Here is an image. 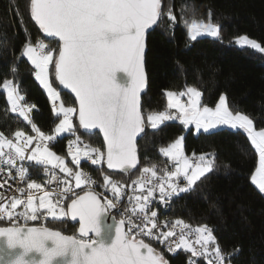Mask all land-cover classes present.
<instances>
[{
  "label": "snow or ice",
  "instance_id": "1",
  "mask_svg": "<svg viewBox=\"0 0 264 264\" xmlns=\"http://www.w3.org/2000/svg\"><path fill=\"white\" fill-rule=\"evenodd\" d=\"M161 0H30V14L32 19L39 25V28L48 37L58 38V55L53 57V52L44 43L36 46L27 44L23 55L35 66V78L40 85L47 90L48 96L53 102V109L58 114H63V119L55 128L56 134L73 132L72 116L77 109L65 107L63 103L56 107V101L60 100V93L53 88L49 81V66L54 65L55 78L66 89H70L78 100L79 125L89 134L90 130L98 129L103 133L106 144V163L109 169H121L125 172L136 167V138L143 132L144 117L141 113L140 95L145 87L146 77L144 71L145 56V33L153 25H156L161 17ZM175 20V17H171ZM188 34L191 40L195 41L198 36L208 34L213 38L219 36V26L193 20L188 25ZM241 46L251 48L264 53V47L247 36H240L235 41ZM119 70L127 73L131 81L123 86L116 80V73ZM4 88L7 91V98L11 103L13 112H19L24 120L29 121L27 108L19 106L23 99L17 89L12 86V81H5ZM188 95V103L181 101L173 91H167V109H175L176 112L159 111L147 116V121L153 129H156L163 122L172 119L180 120L184 125L194 124L197 130L208 131L218 125H226L234 130L243 131L247 134L251 144L259 154V165L251 176L252 182L264 192V129L257 130L253 120L241 112H233L229 109L226 97L221 95L215 108L200 107L201 92L194 87H188L187 92H181L180 96ZM32 130L36 136H26L23 132L17 131L16 143L6 139L0 133V164L8 167H15L20 163L19 177H25L23 162H35L45 166L51 165L67 175H73L72 168L65 164L63 157L50 151L47 142L55 139L54 136L45 135L34 123ZM77 140L70 142L69 154L73 161L79 165L81 157H85L92 164L98 165L105 159V153L99 148L85 145L82 150ZM36 141V146L29 148ZM183 137L176 139L166 148L160 151L166 157L176 162L175 170L165 172L160 178L159 193L160 200L170 199L180 192L190 188L213 167V161L206 159L204 155L198 158L193 165L191 160L183 152ZM71 145H77L72 151ZM7 148V151L4 149ZM30 150L31 154L26 155ZM93 154L95 157L93 158ZM146 167L143 173H151L152 177L157 176L154 170ZM75 176V188L85 186L88 190L82 195H77L70 186L69 181H64V187L55 192L58 197H64L72 192L75 198L71 199L66 213L64 208L59 209V216L70 215L73 220L79 219L80 233L94 238L76 239L63 236L60 232L50 231L43 227H4L0 228V236L5 237L9 246H21L25 252L32 249L43 253L40 264H50L53 257L62 254L71 247L72 264H168L162 254L145 243L143 239H136L132 235H144L159 240L160 243H167L168 250L175 252L180 249L190 250L192 256H203L208 252L209 242H214L212 229L206 225L191 229L182 220H176L168 231H161L154 234L152 229L158 227L156 223L157 212L147 211L150 197L153 195L154 186L148 188L146 196L136 197L137 209L143 215V224L137 225L128 220V230H124L125 220L121 219L116 223L114 238L110 245L98 242L95 238L101 231L99 218L103 214H109L110 209L116 207L112 199L104 197L92 189L91 179L84 173L77 171ZM183 178L187 187L180 188L173 182L174 178ZM105 186L111 184L112 191L118 196L120 188L112 183L109 177H105ZM138 183L139 188H145L151 184L150 179ZM28 189L42 191V185L32 181L27 185ZM23 192V189H20ZM53 193L45 191L40 197V209H47L52 218H57L56 204L50 197ZM34 195L30 192L27 196V209L29 213L23 212L19 215L25 220L35 221L37 219V207L33 203ZM24 203L20 199H14L11 208L16 209L17 205ZM59 203V201H57ZM5 209L0 207V213ZM9 218H13L11 211L7 212ZM179 227L178 239L175 229ZM187 230V232L185 231ZM197 234L195 243L201 246L198 251L186 238L192 232ZM51 240L55 246L45 247V241ZM214 260L208 264H222L225 259L220 249L216 248L213 253ZM14 264H26L23 256H19Z\"/></svg>",
  "mask_w": 264,
  "mask_h": 264
},
{
  "label": "trees",
  "instance_id": "2",
  "mask_svg": "<svg viewBox=\"0 0 264 264\" xmlns=\"http://www.w3.org/2000/svg\"><path fill=\"white\" fill-rule=\"evenodd\" d=\"M160 11L161 17L146 38L147 88L141 98L145 127L137 140L138 166L129 172L111 171L102 160L94 173H103L115 183H127L140 168L160 161V149L183 134L184 151L204 155L213 161V167L190 190L173 196L166 213L212 229L213 246L225 257L222 264H264V192L251 180L258 154L247 134L228 126L185 131L175 120L153 129L146 118L149 112L167 109L166 91L193 86L202 94L201 105L213 107L224 95L231 111L249 116L257 130L264 129V53L231 41L245 34L264 47V0H161ZM197 19H210L219 26L221 38L198 36L191 40L188 24ZM39 39L48 43L55 59L58 43L45 37L32 19L30 0H0V133L4 137L17 131L30 133L33 123L50 134L60 122L61 114L51 110L48 95L34 76V67L23 56L25 46ZM50 72L61 103L75 109L73 97L58 89L54 65ZM9 79L23 100L31 104V122L12 111L1 88ZM72 123L74 131L63 133L50 145L56 153L65 154L66 139L71 136L86 138L103 149L98 132H83L75 113ZM37 209L32 224L76 234V224L66 216L50 218L46 209ZM0 225L5 223L0 221ZM154 247L169 264H188L190 250L168 254ZM213 253L195 256L196 264H208L214 260Z\"/></svg>",
  "mask_w": 264,
  "mask_h": 264
},
{
  "label": "built area",
  "instance_id": "3",
  "mask_svg": "<svg viewBox=\"0 0 264 264\" xmlns=\"http://www.w3.org/2000/svg\"><path fill=\"white\" fill-rule=\"evenodd\" d=\"M44 43L46 47L49 49L48 43L43 40L39 39L35 43H33V46H36L39 43ZM23 100V99H22ZM50 107L51 110L55 115H58L57 112L54 111L53 109V102L50 101ZM56 107L58 108L59 105L61 104V101L58 100L55 102ZM26 107H30L32 109V106L30 103H25L23 104ZM29 111H31V109ZM30 115H28L29 117ZM59 124H55L52 132L54 131V134L50 133L48 136H54L55 139L48 141L47 146L52 145L55 143L56 139L58 136H61L62 134H56L55 133V128ZM25 137L26 136H36V133L32 130L30 133L24 132ZM47 134V133H45ZM6 139H11L13 140L14 143L18 142L17 138L15 137V134H9L5 136ZM77 140V137H67L66 139V144H65V154L62 155L65 158V163L66 165L69 166V168H72L73 170V175L69 176L61 171H59L57 168H53L51 165H43V164H36L35 162L29 163L27 161L23 162V166L25 168V177L23 180L20 179L19 177V169H20V163L17 162V165L15 167H8L7 165H2L0 164V207L5 209L4 213H0V221L4 222L5 225H11V226H19V225H30L32 224V220H25L23 216L19 215L20 213L23 212H28L29 215H31V210L27 209L26 203H27V196L31 192L34 195V205L38 204L40 202V197L43 195L45 191L53 193L50 199H52L53 203L56 204V207H63L66 208V205L68 201L74 197L72 192L67 193L64 197H58L55 195V192L58 191L59 189L64 187V181H69L70 186L73 188L74 192L78 195L80 193H83L84 191L88 190L85 186H81V188H75V176L74 173L77 171H80L87 175L92 183V189L100 194L101 199L103 200L104 197H107L108 199H112L113 203L116 205L115 208L110 209V213H112L118 220L124 219L125 220V225L124 229L127 232L128 230V220L131 219L134 224L141 225L143 224V215L139 213L138 209L136 212L133 211V208L136 206V197L138 196H146L148 194V188L154 186V191L152 197H150V202L148 203L147 211L150 214L152 211L157 212V217H156V223L158 225L157 228L152 229L154 234H158L161 231H168L169 228L173 223H175L176 220H182L184 223L188 224L191 229H196L197 226H194L193 224L189 223V221L179 218V217H173L169 214L166 213V210L169 206V202L172 199L166 198L164 201L160 200V193H159V184H160V178L164 176L165 172H171L175 170V164L176 162L172 160L170 157H166L162 154L161 152V157L166 160V163L164 165V168L159 172L157 170V167L155 166V171L157 172L156 177H152L151 173H143V169L146 167L151 168L152 166H145L139 169L137 174L129 180L127 183H115L112 181V183H115L118 188H120V193L117 196L111 189V184L105 186V180L104 178L106 177L105 174L100 173L98 176L94 173V169L98 168L101 166L102 161L98 165H94L91 163L90 160H88L85 157H81L80 164L77 165L73 159L72 156L69 154V147H70V142ZM171 143L165 145L163 148H166L170 145ZM77 145L82 149H84L85 145H89L90 147L93 148H99L100 151L102 152V148L99 145L92 144L89 140L86 138H79L77 141ZM77 145H71L72 151H75V148ZM36 146V141L33 142L29 148H33ZM8 149L5 148L4 151H7ZM184 154L191 160L193 164L198 162L199 155H196L194 153H189L187 154L183 150ZM31 152L30 150L26 152V155H29ZM95 157V154H93V158ZM150 179L152 181L151 184H146L145 188L141 189L139 188L138 183L135 182H140L142 180H147ZM35 181L38 184L42 185V191H37L35 189H28L27 185L28 183ZM173 182L177 183L180 188H185L187 187V182L183 178V176L179 177V179L173 180ZM20 189H23L24 191L21 192ZM175 196V195H174ZM14 199H20L24 203L17 205L16 209L11 208V203L13 202ZM59 201V203H57ZM37 207V206H36ZM11 211L13 213V218H9L7 216V212ZM47 214L49 215L48 211ZM50 218H52L49 215ZM60 217L59 214H57V218ZM138 230H134L132 235L135 236L136 239H143L147 243L151 245H156L159 246L163 252L168 253V254H173L175 252H170L167 247V243H160L159 240L150 238L148 236L144 235H136V232ZM177 232V236L170 238L171 240L178 239L180 229L177 227L175 229ZM187 232V230H185ZM187 239L193 244V247H195L198 251L201 250V246L197 245L195 243L197 239V234L193 231L191 234L186 236ZM187 263L188 264H196V257L192 256L190 254L187 256Z\"/></svg>",
  "mask_w": 264,
  "mask_h": 264
},
{
  "label": "water",
  "instance_id": "4",
  "mask_svg": "<svg viewBox=\"0 0 264 264\" xmlns=\"http://www.w3.org/2000/svg\"><path fill=\"white\" fill-rule=\"evenodd\" d=\"M154 26L155 25H153L145 33V56H146V51H147V46H146L147 34H148V32L150 30H152L154 28ZM41 32H42V34L45 37H47V38H49L51 40L57 41L58 47H59V43L60 42H59L58 38L48 37L47 34H45L42 30H41ZM57 55H58V53H57ZM145 56H144V71H145L146 83H145L144 89L141 91L140 106H141L142 95L144 94V92L146 91V88H147V74H146V69H145ZM54 77H55V73H54ZM55 80H56V83L58 85V89L60 91L67 92L73 97V99L75 101V109H77V112L75 113L76 120H77V123L79 125V120H78V107H79V104H78V100L75 97V94L72 93L70 89H66L63 85H60L59 81L56 78H55ZM116 80L121 85L127 86L130 83V81H131V77L127 73L123 72V70H119L116 73ZM141 113H142V111H141ZM142 116H143V114H142ZM79 127H80V129L83 132L89 134V132H86L80 125H79ZM144 127H145V121H144ZM90 131H91V133L98 132V134L100 135V138H101L102 143H103V152L105 153L104 163L107 166V163H106V144H105L104 139H103V133L100 132L98 129L90 130ZM141 135H142V133L138 134V136L136 138V155H137V140L141 137ZM137 161H138V158H137ZM137 166H138V163H137L136 167ZM135 168H133V169H135ZM133 169H130V170H133ZM109 170H111V171H123L121 169H109ZM129 171H127V172H129ZM82 194L83 193H80L78 195H82ZM73 198H75V196L72 197L71 199H73ZM71 199L68 201V203L66 205V213L68 212V206L71 203ZM66 218L72 224H76V234L75 235L62 233L61 231H59L57 229H54V228H51V227L46 226V225H38V224H30L29 225L28 224V225H19L18 227H22V228L23 227H43V228L49 229L50 231L60 232L61 235H63V236H69V237H73V238H76V239L88 240V239L94 238L91 233H89L88 236H84L83 234L80 233V222H79L78 218L76 220H73L70 215H66ZM118 221L119 220L110 212H109L108 215L107 214H103L99 218V225H100L101 231L95 237L98 240V242L104 243L106 246L111 244V242H112V240L114 238V229H115L116 223ZM4 227H13V226H11V225H0V228H4ZM44 243H45V247L46 248H52V247L55 246L54 242L51 241V240H46ZM145 243H147V242L145 241ZM150 246L153 247L154 249H156L160 253V251L156 247H154L151 244H150ZM19 256H23V259H24V261H26V264H40V261L43 259V253L42 252L37 251L35 249H32V250H30L28 252H25L24 249L21 246H19V245L9 246L8 243H7L6 238L0 236V264H14V261ZM164 259L166 261H168L166 258H164ZM72 261H73L72 249H71V247H69L62 254H59V255L53 257L51 259V261H50V264H72ZM168 264H169V261H168Z\"/></svg>",
  "mask_w": 264,
  "mask_h": 264
},
{
  "label": "rangeland",
  "instance_id": "5",
  "mask_svg": "<svg viewBox=\"0 0 264 264\" xmlns=\"http://www.w3.org/2000/svg\"><path fill=\"white\" fill-rule=\"evenodd\" d=\"M193 21V20H192ZM191 21V22H192ZM196 22H200V21H203V22H205V23H207L208 22V20H202V19H197V20H195ZM191 22L188 24V25H190L191 24ZM212 23V22H211ZM214 24V23H213ZM214 25H216V24H214ZM200 36H210V35H208V34H202V35H200ZM240 36H247V35H245V34H240V35H237V36H235V37H233L232 38V42L234 43V44H237L235 41H236V39L238 38V37H240ZM219 38H221V34H220V32H219V36H218ZM248 38H250V39H252V40H255L254 38H251V37H249V36H247ZM256 42H258L257 40H255ZM259 43V42H258ZM260 44V43H259ZM32 46H33V44H31ZM238 45V44H237ZM24 56V55H23ZM26 59H27V57H26ZM28 60V59H27ZM29 61V60H28ZM30 62V61H29ZM31 63V62H30ZM33 67H34V73H35V71H36V69H35V66L34 65H32ZM51 66V65H50ZM50 66H49V81L51 82V84H52V81H51V78H50ZM34 76H35V74H34ZM6 81H11L10 79L9 80H6ZM38 81V80H37ZM39 82V81H38ZM5 83V82H4ZM4 83L2 84V89H4L5 90V92H6V97H7V89L6 88H4ZM40 84V83H39ZM12 86H14L15 88H16V86H15V84L12 82ZM52 86H53V88H55L54 87V85L52 84ZM41 87L43 88V86L41 85ZM188 87H193V86H187V87H185L184 89H182V90H179V91H173V92H175L176 94H177V96H179V98L181 99V101L183 102V103H185V104H187L188 103V95H184V96H180V93L181 92H184V93H186L187 92V88ZM194 88H196V87H194ZM17 89V88H16ZM198 91H199V89L198 88H196ZM43 90L47 93V90L46 89H44L43 88ZM18 91V90H17ZM168 91H171V90H168ZM167 92V91H166ZM18 93H19V95H21L20 94V92L18 91ZM47 95H48V93H47ZM48 98H49V100L51 101V99H50V97L48 96ZM166 99H167V96H166ZM7 100H8V98H7ZM61 100V99H60ZM8 102H9V105H10V107H11V103H10V101L8 100ZM26 102L24 101V100H21L20 102H19V106H24L23 104H25ZM26 107V106H25ZM200 107L201 108H203V107H205L204 105H201V98H200ZM207 107H209V106H207ZM214 107V106H213ZM27 108V115H29L30 114V111H29V109L28 108H30V107H26ZM210 108H212V107H210ZM215 108V107H214ZM31 109V108H30ZM167 111H169L170 113L171 112H176L177 110H175V109H166ZM163 111H165V110H163ZM157 112H159V111H157ZM151 113H153V112H149L147 115H146V118H147V116L149 115V114H151ZM235 113V112H234ZM61 119H63V114H61V118H60V120ZM172 120H175V121H178V122H180L181 124H182V126L184 127V129H185V131L186 130H188V129H190L191 127L194 129V132H196V131H199V130H197L196 129V127H195V125L194 124H189V125H184L180 120H178V119H172ZM172 120H169V121H172ZM148 126L149 127H151V124L148 122ZM221 126H223V125H221ZM220 125H218V126H216L215 128H213V129H216L217 127H221ZM226 126V125H225ZM229 127V126H228ZM213 129H210V130H213ZM200 130H203V129H200ZM210 130H208V131H210ZM20 132H23L24 133V131H20ZM15 134V133H14ZM52 134H54V131L52 132ZM45 135H49V134H45ZM180 137H183V134H180V135H178L177 137H176V139H178V138H180ZM175 139V140H176ZM174 140V141H175ZM173 141V142H174ZM172 142V143H173ZM182 144H183V142H182ZM48 148H49V150L50 151H53V152H55L50 146H48ZM183 150H184V148H183ZM102 152H103V150H102ZM56 153V152H55ZM104 153V152H103ZM31 154V153H30ZM29 154V155H30ZM58 156H61V157H63L62 155H59L58 153H56ZM257 154H258V152H257ZM201 155H199V157H200ZM258 156V159H257V165H256V167H255V169L258 167V165H259V154L257 155ZM64 158V157H63ZM206 159H208L207 157H206ZM64 160H65V158H64ZM66 162V161H65ZM165 163H166V160H164V158L163 157H161V159H160V161H158V162H155V163H153V164H151V165H148V166H153V165H155L156 167H157V170L160 172L163 168H164V165H165ZM66 164V163H65ZM193 165H195V164H193ZM68 166V165H67ZM69 167V166H68ZM141 169V168H140ZM255 169H254V171H253V173L255 172ZM139 171V170H138ZM252 173V174H253ZM66 174V173H65ZM137 174V173H136ZM59 209H60V207H56V212H57V214H59ZM47 210V209H46ZM64 210H65V212H66V208H64ZM48 211V210H47ZM211 247V248H210ZM213 242H209V244H208V246H207V248H208V252H207V254L209 253V252H215V247H214V249H213ZM213 249V250H212ZM215 259V258H214Z\"/></svg>",
  "mask_w": 264,
  "mask_h": 264
},
{
  "label": "crops",
  "instance_id": "6",
  "mask_svg": "<svg viewBox=\"0 0 264 264\" xmlns=\"http://www.w3.org/2000/svg\"><path fill=\"white\" fill-rule=\"evenodd\" d=\"M34 74H35V73H34ZM218 102H219V100L217 101V103H218ZM217 103H216V104H217ZM216 104H215V106H216ZM215 106H214V107H215ZM214 107H212V108H214ZM220 126H221V125H220ZM223 126H225V125H223ZM251 176H252V175H251ZM256 186H257V185H256ZM257 187H258V186H257ZM39 204H40V202H38V204H36V206L39 207Z\"/></svg>",
  "mask_w": 264,
  "mask_h": 264
}]
</instances>
